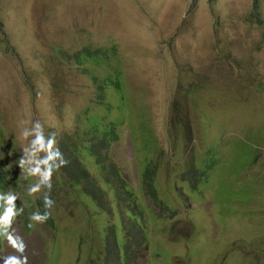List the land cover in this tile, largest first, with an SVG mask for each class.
Segmentation results:
<instances>
[{"label":"rangeland","instance_id":"rangeland-1","mask_svg":"<svg viewBox=\"0 0 264 264\" xmlns=\"http://www.w3.org/2000/svg\"><path fill=\"white\" fill-rule=\"evenodd\" d=\"M91 44L116 45V63L140 97L162 147V157L151 156L154 195L145 192L153 212L149 234L134 237L136 257L128 264H264V146L252 165H245L257 152V131L264 133V0H0V172L10 177L19 204L30 202L27 209L22 206L27 213L6 227L7 234L21 237L25 251L13 249L0 232V264L7 256H26L28 264L104 262L103 231L83 203L66 193L63 183L54 193L41 184L29 195L40 177L26 175L48 155L33 152L34 121L43 125L45 144L50 134L57 140L78 126L82 135L85 124L77 117L92 102L94 86L73 55ZM202 73L206 86L192 89L195 103L185 100L179 115L187 111L194 140L178 146L179 131H167L170 108L181 96L176 88L181 79L185 90L184 81ZM23 128L32 133L26 140L20 138ZM118 130L121 139L110 153L135 184L129 129ZM222 136L246 143L229 146ZM74 139L78 142L73 137L72 144ZM213 139L225 145L216 171L200 174L201 180L195 175L193 183L200 184L188 198L174 188L183 162L190 160L188 147L197 143L203 152ZM46 167L40 164L41 171ZM45 195L54 201L47 210L55 231L29 219L40 215ZM0 197V208L6 207L2 189Z\"/></svg>","mask_w":264,"mask_h":264},{"label":"trees","instance_id":"trees-1","mask_svg":"<svg viewBox=\"0 0 264 264\" xmlns=\"http://www.w3.org/2000/svg\"><path fill=\"white\" fill-rule=\"evenodd\" d=\"M254 15L257 16L256 13ZM54 48L56 51L61 50L60 46ZM12 53L16 54L15 51ZM63 55L64 59L68 58V55ZM120 59L123 63L122 58ZM73 60L77 68L83 66V70L88 72L87 75L94 86V96L90 105L77 117V121L81 118L85 124L82 135L79 136V126L73 133L59 134L56 146L68 163L54 170L51 189L47 184L44 188L47 193H54L63 183L66 193L71 192L74 200L83 203L88 210V215L92 216L93 223L103 231L101 235L104 242L103 264H128L136 257L135 247L138 243L135 242L134 237H141L150 227L149 224L146 229L149 214L153 212L145 201V192L148 196L151 193L154 195L152 184L154 167L151 156L162 157V147L157 145L153 126L150 125V117L144 111L140 97L134 92L132 85L128 84L121 63H116L118 60L116 45H85L74 53ZM206 79L203 73L186 79L185 90L181 88L183 81L180 79L176 88L177 94L181 93V96L174 98L170 108L172 119H167V131L174 133L179 131L178 134H181L183 141L178 146L184 145L186 139L194 140L190 137V123L188 115L185 114L187 111L183 113L182 118L179 117L182 103L186 100L189 105H194L195 99L191 98V91L198 87L201 89L203 85L206 86ZM260 80H264V76L260 77ZM187 97L190 98L186 99ZM123 126L129 129L128 138L133 149L137 175L135 184L123 175L120 166L113 160L110 153L115 140L121 139L118 128ZM257 132H259L258 144L254 146L257 152L245 162L247 166H251L258 158L260 149L264 146L263 130ZM73 137H78V142L74 139L72 144ZM219 138L227 139L226 145H238L239 148L246 143L242 137L241 139H228L225 136ZM196 144L189 145L190 160L187 163L183 162L184 166L180 168L179 175L182 179L179 180L178 176L174 184V188L179 189L180 193L188 198H190L189 193L192 187L197 188L200 184L193 183V177L200 174H204L202 176L204 177L207 172L216 171L220 150L225 146L219 147L213 139L209 146L203 147L202 152L200 146ZM240 156L237 155V157ZM169 157L174 159L172 155ZM58 164H60L59 157L49 161V165L53 167ZM239 165L244 166L240 159ZM202 177L199 176V180ZM0 189L4 191L5 199L8 194L15 196L11 179L7 177L4 169L0 172ZM67 197L71 196L67 194ZM248 201L240 203L247 204ZM14 204L17 214L11 218V222L23 213H27L26 209L30 202L24 203L26 207L22 205L26 209L22 208L17 199ZM6 207L0 208V215H3ZM21 209L23 211H20ZM38 211L41 216L48 211L44 200L39 204ZM32 212L33 209H30L29 214ZM52 222L54 218L49 216L44 223L53 227L55 231L56 228Z\"/></svg>","mask_w":264,"mask_h":264},{"label":"clouds","instance_id":"clouds-1","mask_svg":"<svg viewBox=\"0 0 264 264\" xmlns=\"http://www.w3.org/2000/svg\"><path fill=\"white\" fill-rule=\"evenodd\" d=\"M21 123L27 124V123H33L32 121H22ZM43 125L40 121H34V131H35V139L31 141V146L33 149V152L44 150L48 153L46 159L42 161H36V166L31 168L26 175L28 176H36L39 174V182H36L34 185L29 186L28 188V194L33 195L40 190L41 184H47L49 188L51 189V179L54 170H57L63 166H66L68 163L67 160L63 157V154L60 152L59 148L56 146V134L52 133L50 134V138L45 144L44 137L42 135V129ZM32 133L28 131L27 128H23L22 132L20 133V138L22 140H26ZM23 151L27 152L26 148H23ZM59 157L60 158V164L55 165L54 167L52 165H49V161L53 160L54 158ZM20 165L22 166L24 164L23 159L19 161ZM40 164H45L47 167L44 171H41ZM3 198V197H0ZM16 197L8 194L6 199V205L7 207L4 210L3 215H0V232H3L6 236V239L8 243L11 245L13 249H15L19 253H24L25 251V244L21 237L16 236L13 237L11 234L6 233V227L11 222V218L17 214V210L15 209V201ZM44 204L46 209H50L54 201L49 198L48 195H45L44 197ZM20 211H23L21 209ZM50 216V212L46 211L43 216L37 215L36 213H33L30 216V221H38L40 223L45 222ZM29 228L33 227L32 223H29ZM4 264H28V258L26 256H23L22 259H18L15 256H7L4 257Z\"/></svg>","mask_w":264,"mask_h":264}]
</instances>
